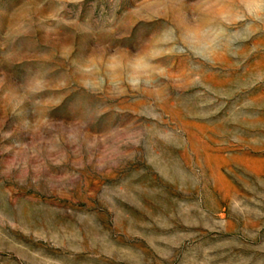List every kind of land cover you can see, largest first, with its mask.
Wrapping results in <instances>:
<instances>
[{
	"label": "rangeland",
	"instance_id": "rangeland-1",
	"mask_svg": "<svg viewBox=\"0 0 264 264\" xmlns=\"http://www.w3.org/2000/svg\"><path fill=\"white\" fill-rule=\"evenodd\" d=\"M0 264H264V0H0Z\"/></svg>",
	"mask_w": 264,
	"mask_h": 264
}]
</instances>
